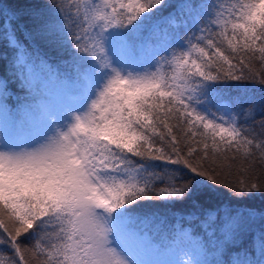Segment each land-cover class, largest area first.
<instances>
[{
	"label": "snow or ice",
	"instance_id": "6c2138e0",
	"mask_svg": "<svg viewBox=\"0 0 264 264\" xmlns=\"http://www.w3.org/2000/svg\"><path fill=\"white\" fill-rule=\"evenodd\" d=\"M0 46V264H264V0H0Z\"/></svg>",
	"mask_w": 264,
	"mask_h": 264
},
{
	"label": "trees",
	"instance_id": "16d2710c",
	"mask_svg": "<svg viewBox=\"0 0 264 264\" xmlns=\"http://www.w3.org/2000/svg\"><path fill=\"white\" fill-rule=\"evenodd\" d=\"M23 3H25V0H5V6L7 4H12L13 6H17V5H22ZM28 23V21L25 19L24 21H22L21 26L23 27L24 24ZM147 35V33L145 34ZM37 55L39 56H44V52L43 50H39L37 52ZM13 58V53L10 50H5L2 46H0V77H4L7 76L9 78L10 81V91L12 92V99L9 101L10 105H16L18 102V98L19 100H23L24 97V93L22 91H20V86L16 81L15 76L13 75V71H12V65H11V60ZM57 61L59 60V58H54ZM258 67V65H257ZM63 66L61 65V71H63ZM228 83L231 84H247L249 86H255L257 89H259L261 86L253 81H230ZM58 85V83L56 82H52L48 89L45 91L42 99H44L47 102H52L53 101V95L56 93V89L54 87V85ZM246 203L250 206L256 207V208H260L261 206H264V197H261L259 194H256L254 199L251 200H247ZM159 204V202H157V205ZM163 211V210H162ZM190 211V209L186 208V207H181V206H177L175 210L169 209L166 213L168 220H169V224H171L174 220V218H179L181 216H185L187 214V212ZM166 234V233H164ZM153 237H154V242L156 243H161L160 240V235L156 234V233H152ZM238 249H234V248H230L225 256L224 259L226 261H230L231 258V254L234 251H237ZM146 258H151V257H146Z\"/></svg>",
	"mask_w": 264,
	"mask_h": 264
},
{
	"label": "rangeland",
	"instance_id": "374dc122",
	"mask_svg": "<svg viewBox=\"0 0 264 264\" xmlns=\"http://www.w3.org/2000/svg\"><path fill=\"white\" fill-rule=\"evenodd\" d=\"M54 87H55V89H56V93L53 95V101L52 102H47V101H45V102H47V103H49V104H51V105H53V106H58V105H60V103L62 102V99H63V93H62V91H61V89H60V87H59V85H54Z\"/></svg>",
	"mask_w": 264,
	"mask_h": 264
}]
</instances>
